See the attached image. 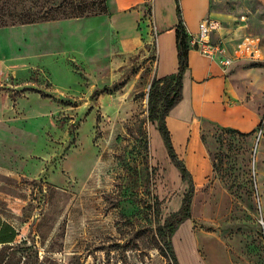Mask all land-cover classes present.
<instances>
[{"label": "rangeland", "instance_id": "374dc122", "mask_svg": "<svg viewBox=\"0 0 264 264\" xmlns=\"http://www.w3.org/2000/svg\"><path fill=\"white\" fill-rule=\"evenodd\" d=\"M72 2L103 6L0 0V162L32 174L8 185L0 176L17 198L0 197V222L20 229L11 242L0 238V264H174L166 225L189 183L149 116L154 39L115 65L39 56L9 69L24 52V35L9 27L74 16ZM210 8L233 29L222 38L230 65L264 74V0H210ZM262 98L253 132L204 131L212 175L193 187L190 216L169 238L179 264H264Z\"/></svg>", "mask_w": 264, "mask_h": 264}, {"label": "crops", "instance_id": "0c3cea01", "mask_svg": "<svg viewBox=\"0 0 264 264\" xmlns=\"http://www.w3.org/2000/svg\"><path fill=\"white\" fill-rule=\"evenodd\" d=\"M178 1L183 25L189 33H197L205 18L217 14L211 11L210 0ZM106 5L108 12L104 14L10 26L9 29L24 35L17 42L24 52L9 58V69L22 65V58L39 56L77 58L90 64L107 61L115 65L154 39L153 77L162 78L178 71L175 0H106ZM215 19L219 28L212 32V40L231 39L233 29L222 28L221 18ZM220 58L207 57L189 47L180 100L164 118L174 151L189 171L195 188L206 184L212 175V162L202 139L207 126L248 133L259 127L263 115L264 74L258 68L239 70L230 65L231 61L224 65ZM31 175L11 162H0L3 185ZM0 197L8 202L13 198L2 188ZM12 228L20 232L18 227Z\"/></svg>", "mask_w": 264, "mask_h": 264}, {"label": "trees", "instance_id": "16d2710c", "mask_svg": "<svg viewBox=\"0 0 264 264\" xmlns=\"http://www.w3.org/2000/svg\"><path fill=\"white\" fill-rule=\"evenodd\" d=\"M102 3H103L102 7L95 8V4L92 2L90 4H86V3L73 4L72 2L70 3L69 8L67 9L69 12L74 14V16H69L64 18H78V17L93 16V15L107 13L108 11H107L106 0H102ZM175 3H176V13L178 17V24L176 27V43L178 50L179 68L178 71L173 74L164 76L162 78L153 79L148 94V103H149L148 110L151 120H156V119L159 120L158 130L162 135L163 142L169 156L174 161L176 167L180 172L181 179L186 180L189 183V189L186 192V194L183 196V200L179 210L175 213H172L166 225L167 228L166 235L168 237V240L165 241L166 242L165 244L167 246L169 256L174 261V264H179L174 255L169 238L173 234L176 224H178L179 222L190 216V204L193 193V182L189 171L186 169L184 163L178 159L174 151L170 134L165 125V120H164L165 115L167 114L169 109L173 107L180 100L182 75L185 69L187 68V54L189 50V43H188L189 37L183 25L179 1L175 0ZM96 9H98L99 12L95 11ZM53 19H58V18H53ZM53 19H49V20H53ZM35 22H41V21L29 20L26 22H22L20 24L35 23ZM230 130H234V129H230ZM249 133L251 132L243 133V134H249ZM15 236L16 233L15 230L12 228V226H10L6 222H0L1 242L4 243L11 242Z\"/></svg>", "mask_w": 264, "mask_h": 264}, {"label": "built area", "instance_id": "2783aa9c", "mask_svg": "<svg viewBox=\"0 0 264 264\" xmlns=\"http://www.w3.org/2000/svg\"><path fill=\"white\" fill-rule=\"evenodd\" d=\"M217 28H219V21L217 19L211 17L205 18L202 21L197 33L192 34L186 31L189 37V47L210 58L220 56L221 62L224 65H227L230 63V59L222 57L226 54V48L223 40L218 39L217 41H213L211 38V32Z\"/></svg>", "mask_w": 264, "mask_h": 264}]
</instances>
